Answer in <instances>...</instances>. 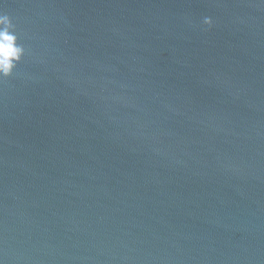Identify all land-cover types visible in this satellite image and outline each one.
<instances>
[{
	"label": "water",
	"instance_id": "95a60500",
	"mask_svg": "<svg viewBox=\"0 0 264 264\" xmlns=\"http://www.w3.org/2000/svg\"><path fill=\"white\" fill-rule=\"evenodd\" d=\"M3 16L0 264H264V0Z\"/></svg>",
	"mask_w": 264,
	"mask_h": 264
},
{
	"label": "clouds",
	"instance_id": "9594fccd",
	"mask_svg": "<svg viewBox=\"0 0 264 264\" xmlns=\"http://www.w3.org/2000/svg\"><path fill=\"white\" fill-rule=\"evenodd\" d=\"M0 74L10 75L13 61H19L23 48L16 44V36L11 33V22L7 16L0 17Z\"/></svg>",
	"mask_w": 264,
	"mask_h": 264
}]
</instances>
